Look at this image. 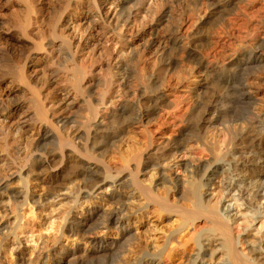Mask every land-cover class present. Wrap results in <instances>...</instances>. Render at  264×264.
Here are the masks:
<instances>
[{"label": "bare ground", "instance_id": "6f19581e", "mask_svg": "<svg viewBox=\"0 0 264 264\" xmlns=\"http://www.w3.org/2000/svg\"><path fill=\"white\" fill-rule=\"evenodd\" d=\"M118 1L111 8L107 0H0V149L6 155L0 158V207L11 201L16 208L12 220L0 223V264H6L1 238L11 235L13 264L37 261L24 254L25 244L15 233L25 224L20 209L30 204L42 211L60 196L71 202L63 232L83 239L99 225H110L118 235L86 239L83 248L57 240L46 257L37 252L43 264H114L134 242L128 226L133 213L126 203L141 197L150 213L180 218L146 264L162 257L170 264H264V242L233 235L231 221L240 215L232 214L235 203L223 202L227 194L222 191L219 209L203 204L200 196L217 174L226 173L225 189H235L242 200L237 206L247 204L244 195L255 202L249 222L264 212V173L257 174L264 171V146L250 134L264 97V87L258 86L264 82V0L261 5L257 0H184L193 6L184 4L187 10L177 13L170 0H155L151 21L141 31L129 25L127 10L140 0ZM112 21L123 43L131 41L129 57L117 62L113 74L103 63L92 68L100 57L90 52ZM211 21L215 35L207 36L203 27ZM135 39L143 40L139 49ZM183 62L194 66L199 80L177 94L176 84L190 80L178 71ZM157 63L166 67L163 75L156 72ZM60 84H65L62 95ZM35 125L37 132L29 135ZM217 126L228 134L224 149L217 146L216 134H207ZM130 133L140 145L132 141L124 153L118 143ZM193 142L208 157L196 164L175 163ZM109 154L117 161L105 162ZM175 167L189 179H179ZM149 172L145 184L139 176ZM32 180L46 192L37 194ZM103 186L111 189V211L99 206L72 211ZM200 219L208 229L184 239L188 223Z\"/></svg>", "mask_w": 264, "mask_h": 264}, {"label": "rangeland", "instance_id": "374dc122", "mask_svg": "<svg viewBox=\"0 0 264 264\" xmlns=\"http://www.w3.org/2000/svg\"><path fill=\"white\" fill-rule=\"evenodd\" d=\"M172 4V8L177 9V11H174L177 13L180 12L182 8V12H185L187 9L193 6L191 1H187L188 3H183L184 0H170ZM257 5H261V0H257ZM118 0H107L106 5L107 7L114 8L118 4ZM182 4H178V3ZM185 5L186 8H183V5ZM191 6H187L190 5ZM180 5V6H179ZM180 9V10H179ZM186 9V10H185ZM128 10V23L129 25H137L136 28L138 30H142L147 24H149V15L153 11H155V0H140L137 5L134 7H130ZM131 10V11H130ZM179 14V13H178ZM149 18V19H148ZM213 22H216V19L212 20ZM211 21V23L207 24L203 27L204 32L207 36L215 35L213 25L214 23ZM147 23V24H146ZM146 24V25H144ZM212 24V25H210ZM208 27V28H207ZM211 27V28H210ZM119 27H116L114 25V22H111V25L107 29V33L105 36L100 37L99 44L96 45L95 49H92L90 52L93 53L92 56H99L95 62L91 63L92 68H98L101 66L100 64L103 63V68L107 67L109 72L111 74L114 73L115 66L117 65V62H120L122 59L125 60L129 57V49L131 47L128 46V44L131 42L129 41L128 44L123 43L122 39L118 36L119 33H122V31L118 30ZM213 29V30H212ZM119 32H118V31ZM206 30V31H205ZM212 32H211V31ZM214 33V34H212ZM205 34V35H206ZM210 34V35H209ZM116 38V39H115ZM118 38V39H117ZM110 39V40H109ZM108 40V42H107ZM140 39H135L134 46L136 49H139L141 46L140 43H142ZM111 42V43H110ZM91 48V47H90ZM85 51H88L87 49H84L81 51V54ZM129 51V52H128ZM106 55H105V54ZM127 57V58H124ZM102 57V58H101ZM109 57V58H108ZM112 57V58H111ZM116 58V59H115ZM110 61H108V60ZM99 60V61H98ZM107 60V61H106ZM120 60V61H119ZM106 62V63H105ZM187 64V65H186ZM99 65V66H98ZM191 63H185L183 62L181 66L179 67L178 71H185L186 75L189 76L188 81H183L181 83L176 84L173 91H176L177 94L182 93L183 91H186L189 86H194V84L199 80V74L197 70H194V66ZM155 70L159 75H163L166 72V67L163 65H160L157 63V67L155 66ZM192 82V83H191ZM189 83V84H188ZM262 83V84H261ZM63 85V86H61ZM264 82H260L258 86L264 87ZM98 86V87H96ZM94 87V90H98L99 85H96ZM58 87H60L57 91L58 94H64L65 93V84H60ZM64 89H63V88ZM114 90H117V85L114 83L113 86ZM96 88V89H95ZM169 94V93H168ZM261 107L258 109V117L256 122L253 124L255 128L251 129L250 134H254L255 138H257V143L260 142L262 146H264V97H262V101L260 102ZM103 107H101L100 114H105L107 110ZM73 110H77V108H73ZM239 112V110H237ZM78 112L81 115H86V111L79 109ZM241 112V110H240ZM239 112V113H240ZM37 125L31 129V131L28 133L29 135H33L37 132ZM215 133H214V132ZM216 134V144L218 147L224 149V147L227 145L228 142V134L226 131L221 129V126H217L214 130H210L207 132L208 135ZM167 134H170L167 133ZM133 133H130L126 135L122 142L118 143V148L124 152L129 151L130 144H132V141L139 146L137 140H130L129 136H132ZM137 138V137H136ZM137 141V142H136ZM243 144L239 145V152H244L243 150L245 147H243ZM133 147V146H131ZM226 148V147H225ZM125 153V152H124ZM232 153V152H231ZM111 154H113L111 152ZM105 158V162H113L114 159L117 161V157H110V155ZM247 154V153H243ZM248 156L252 155L247 154ZM5 152H3V149H0V158H4ZM205 156L204 152L202 151L199 143L193 142L192 146L188 147V150L186 152H182L177 154L176 159L174 160L175 163H182L184 161H191L192 164L199 163V161H202ZM111 158V159H110ZM117 158V159H116ZM111 161H110V160ZM229 168L228 165H226V162L224 163V169ZM238 170L239 167H238ZM175 175L179 177V179L188 180L189 177L187 174L183 173L181 167H175L174 168ZM257 174H262L264 171H257ZM153 173V172H152ZM151 172L140 174V178L142 179L143 183L147 184L149 178L152 175ZM151 174V175H150ZM226 173L217 174L214 178V181L211 183V185L208 188H202L200 190V196L203 201V204L215 207L219 209L221 207V202H218L220 197H222V191H224L226 194L224 198V203H232L236 205V210L232 212L237 213V215H240V217L233 218L231 221V229L234 236H239L244 239H247L248 241H256L259 239V241L264 242V233H261L264 229V212L257 216V218L249 222V218L247 217V214L253 213L252 209L255 206V202L253 199L250 200L249 197L244 195L243 198H245V202L247 204L237 206L242 201L239 199V196L237 195V191L235 189L226 190L224 185V181H227L228 178H225ZM146 179V180H145ZM155 179V178H154ZM250 179H257V177L252 176ZM30 187L37 193V194H43L46 192V189L44 188V185L41 183H38L34 180L30 181ZM110 188L107 186H103L100 189H96L93 196L89 197L88 199H81L79 202V206H77L72 211H80L85 207H93V206H99L102 208V211L105 213H108L115 207V202H113L112 199H109L107 196V193L110 192ZM186 188H183L181 186L180 193L185 191ZM65 193V192H64ZM63 193V194H64ZM96 196V197H95ZM236 198L239 200H231L232 198ZM112 201V202H111ZM68 199H64L63 196L58 197V200L55 204H47L46 207L42 211H38L37 209L31 208L30 204L25 205L20 209V213L24 215V225H20L15 229V233H17V237L20 238L21 241H23L24 247L26 248L25 255L31 256L36 261L34 264H43V259L37 258V252L41 251L44 253V257H46V250L51 247V245L57 244L58 241L61 242L63 245H70L75 244L79 245L80 247L87 246L86 239L93 238V237H102V238H108V239H115L117 238L118 231L113 226H107L105 225H99L98 227L94 228L91 231H88L84 236L83 239L79 238L77 235H69L66 232H63L62 225L64 222V217L68 213L69 205L71 202H69ZM145 200L141 198H132L127 201L126 207H128L129 213L132 212L133 215L129 217V224L128 226L132 230V234L134 236V242L130 247H127L126 250L119 256L120 258L117 259L114 264H131L133 261H140L141 263L149 262L148 259L151 257L150 255L155 256V252L160 250L161 245H164V241L167 242L168 234L172 231H174L175 227L177 226L178 222H180V218L166 214V213H160L156 214L155 211H148L144 208ZM260 203L264 204V199L260 200ZM14 203L11 201H8L4 206L0 207V223L4 221H10L12 220V217L14 216V213H16V208L13 207ZM14 208V209H13ZM3 209V210H2ZM140 212V217H136L134 211ZM84 212V210H83ZM27 214V216H26ZM243 215V216H241ZM193 223V224H192ZM255 230H252L254 229ZM262 228V230H260ZM208 229L207 223H205L202 219L191 221L188 223L187 228L182 232L184 239H193L196 233L202 232L204 230ZM245 229V230H243ZM256 229H259L256 230ZM252 236H251V235ZM250 235V236H249ZM13 235L9 236L8 238H1L3 240L4 246H3V255L6 258V264H13L15 261V255L11 249L13 245H15V240H13ZM59 238V239H58ZM167 239V240H166ZM262 239V240H261ZM7 240V241H6ZM56 240V241H55ZM58 240V241H57ZM43 246V247H42ZM49 246V247H48ZM42 249V250H41ZM11 255V256H10ZM143 256V257H142ZM148 256V257H147ZM142 258V259H141ZM209 258V254L207 253V256H205V259ZM148 260V261H147ZM209 263V262H208ZM153 264H170V260L162 257L160 261L156 260L153 261Z\"/></svg>", "mask_w": 264, "mask_h": 264}]
</instances>
